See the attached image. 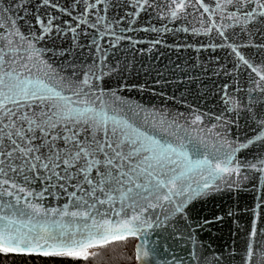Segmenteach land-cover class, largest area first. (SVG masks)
<instances>
[{
    "label": "snow or ice",
    "instance_id": "6c2138e0",
    "mask_svg": "<svg viewBox=\"0 0 264 264\" xmlns=\"http://www.w3.org/2000/svg\"><path fill=\"white\" fill-rule=\"evenodd\" d=\"M76 2L85 5L76 18L77 28L80 24L96 27L86 14L107 0ZM195 2L205 13L210 11L203 0ZM153 3L134 0L136 11L129 15L139 16ZM171 4L170 17L176 19L185 9V0H171ZM42 5L72 15L53 0H42ZM237 5L245 22L264 19V0H218L216 7ZM10 10L11 6L0 8V254L76 264L97 255L92 249L137 240L138 264H155L156 241L150 237L166 228L170 218H186L191 200L213 188L219 191L218 180L225 175L239 178L242 169L259 173L264 183V157L242 164L235 156L241 149L264 142V117L251 107L261 101L250 95L247 110L259 131L237 148L193 135L189 129L203 123L199 115L187 126L164 116L149 121L144 109L105 91L99 83L102 75L91 71L65 75L64 69L45 60L46 50L36 44L54 28L59 31L53 23L56 17L45 21L37 16L42 34L26 36L15 27L16 20L6 15ZM226 15L230 20L240 19L235 12ZM104 19L98 17L97 23ZM70 30L76 32V28ZM220 35L224 36L223 31ZM124 38L117 35L113 46ZM228 46L258 77L249 92L264 93V71L237 47ZM36 183L42 185L39 192L31 187ZM53 189L67 197L66 203L45 207L39 201L46 193L53 195ZM262 204L252 209L241 264H264ZM165 208L168 215L156 214ZM190 239L195 245V237ZM190 255L198 259L195 249Z\"/></svg>",
    "mask_w": 264,
    "mask_h": 264
},
{
    "label": "water",
    "instance_id": "95a60500",
    "mask_svg": "<svg viewBox=\"0 0 264 264\" xmlns=\"http://www.w3.org/2000/svg\"><path fill=\"white\" fill-rule=\"evenodd\" d=\"M53 2L72 15L44 7L42 0H0V8L11 6L6 15L16 20L15 27L26 36L42 34L37 16L45 21L56 17L53 23L59 31L54 28L36 47L46 50L45 60L64 69L62 74L91 71L102 75L99 83L105 91H113L144 109L149 121L164 116L187 126L199 115L203 123L189 130L213 143L237 148L257 135L259 129L247 107L251 95L262 102L252 104V111L264 117V93L249 92L258 77L228 45L237 47L245 59L264 71V19L245 22L243 10H237L239 5L221 9L216 7L218 0H203L210 9L207 13L195 0H185V9L176 19L170 17L174 8L171 0H154L152 7L140 11L139 16L129 15L136 11L134 0H107L86 14L96 27L80 24L77 28L76 18L85 5L76 0ZM231 12L240 19H228L226 14ZM100 16L105 19L97 23ZM129 28L135 30L125 31ZM117 35L125 38L113 46ZM235 156L242 164L255 162L264 157V142L241 149ZM232 179L225 175L216 182L219 191L213 188L188 203L186 218H170L166 228L152 234L150 239L156 241L157 250L155 264H241L252 209L264 201V183L260 174L250 169H242L240 177ZM31 187L39 192L42 185ZM52 192L39 202L49 208L66 203L67 197L59 190ZM260 212L264 217V204ZM156 214L163 218L169 209H157ZM193 249L197 260L190 255Z\"/></svg>",
    "mask_w": 264,
    "mask_h": 264
},
{
    "label": "trees",
    "instance_id": "16d2710c",
    "mask_svg": "<svg viewBox=\"0 0 264 264\" xmlns=\"http://www.w3.org/2000/svg\"><path fill=\"white\" fill-rule=\"evenodd\" d=\"M135 243L136 240H130L126 245L116 242L103 248L92 249L90 251L97 253V255L89 256L87 260L77 261L76 264H137L134 254ZM0 264H50V262L35 256L0 254Z\"/></svg>",
    "mask_w": 264,
    "mask_h": 264
}]
</instances>
